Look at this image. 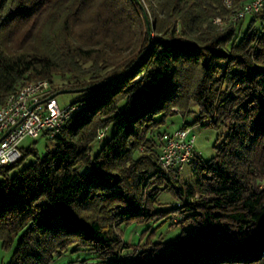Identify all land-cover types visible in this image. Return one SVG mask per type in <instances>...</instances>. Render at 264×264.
Segmentation results:
<instances>
[{
	"label": "trees",
	"instance_id": "16d2710c",
	"mask_svg": "<svg viewBox=\"0 0 264 264\" xmlns=\"http://www.w3.org/2000/svg\"><path fill=\"white\" fill-rule=\"evenodd\" d=\"M232 12L223 0H0V104L38 79H64L56 93L105 82L78 93L51 147L0 168L5 264L79 250L106 264H264V8ZM192 113L225 133L179 184L158 139ZM163 191L179 200L166 210ZM168 213L190 228L142 241L147 227L135 243L119 232Z\"/></svg>",
	"mask_w": 264,
	"mask_h": 264
},
{
	"label": "built area",
	"instance_id": "2783aa9c",
	"mask_svg": "<svg viewBox=\"0 0 264 264\" xmlns=\"http://www.w3.org/2000/svg\"><path fill=\"white\" fill-rule=\"evenodd\" d=\"M223 0L225 7L233 9L230 20L236 22L264 8V0ZM220 23L222 20L216 18ZM57 87L47 79L28 82L10 92L0 104V168L17 162L22 156L21 142L26 138H53L64 123L81 109L79 102L60 106L55 95ZM106 129L98 131V138ZM157 160L166 171L181 173L193 157L194 135L191 127L182 125L162 133L158 139Z\"/></svg>",
	"mask_w": 264,
	"mask_h": 264
},
{
	"label": "rangeland",
	"instance_id": "374dc122",
	"mask_svg": "<svg viewBox=\"0 0 264 264\" xmlns=\"http://www.w3.org/2000/svg\"><path fill=\"white\" fill-rule=\"evenodd\" d=\"M249 17L245 19V23ZM66 84L64 79L54 78V85L59 89L63 88ZM80 94L75 92H58L56 93L55 97L60 106L67 105L73 101L78 99ZM195 114H190L182 119L178 115L171 116L161 127V129H166L167 131H171L180 127L182 121L190 124L191 127V134L194 135V150H193V157H196L201 160H207L212 157L216 153V148L219 146L220 141L225 133L224 128H214L211 124H193ZM104 138V137H102ZM101 140V138H100ZM100 143V142H98ZM53 141L50 139H46L43 136H39L38 138H26L21 142L23 148H34L37 150L39 154L43 153L47 147H51ZM98 144L94 147L96 150ZM32 156H28L26 162L32 160ZM176 180L179 184L184 183H193L194 175L191 171V162H189L184 169L177 175ZM179 200L170 192L163 191L158 197V203L155 207L161 209H169L177 204ZM168 218H161L158 220H154L150 223H143L139 224L136 222H131L129 224H123L119 228V232L122 234V238L127 243H135L137 242L140 233L146 229L142 238V241L146 239V233L149 234V229L153 230L151 234V238L156 241H166L170 238L177 236L180 233L182 228L189 229L190 225H175L170 226L169 224L171 221H175L177 219H172L171 213H168ZM177 218V217H176ZM172 219V220H171ZM147 234V235H148ZM165 248V247H164ZM163 248V249H164ZM123 255L125 250L122 251ZM11 257V250H5L0 246V264H5ZM86 259L85 262L81 263L82 260ZM106 264L99 262L95 258L92 257L90 253L87 251L79 250L76 252L66 251L63 252L61 255L56 257L51 264Z\"/></svg>",
	"mask_w": 264,
	"mask_h": 264
},
{
	"label": "water",
	"instance_id": "95a60500",
	"mask_svg": "<svg viewBox=\"0 0 264 264\" xmlns=\"http://www.w3.org/2000/svg\"><path fill=\"white\" fill-rule=\"evenodd\" d=\"M145 19H146V25H147V30L149 32V36H152V33H151V28H150V21L148 20V18L146 17L145 15ZM105 82H101V83H98V84H94V85H90V86H86V87H81V88H76V89H62L61 91L59 92H75V93H79V92H82L88 88H93V87H97L99 85H103Z\"/></svg>",
	"mask_w": 264,
	"mask_h": 264
}]
</instances>
